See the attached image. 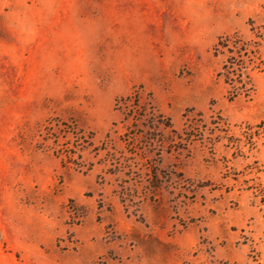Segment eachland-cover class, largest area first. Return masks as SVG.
Masks as SVG:
<instances>
[{
	"label": "rangeland",
	"instance_id": "rangeland-1",
	"mask_svg": "<svg viewBox=\"0 0 264 264\" xmlns=\"http://www.w3.org/2000/svg\"><path fill=\"white\" fill-rule=\"evenodd\" d=\"M0 264H264V0H0Z\"/></svg>",
	"mask_w": 264,
	"mask_h": 264
},
{
	"label": "trees",
	"instance_id": "trees-1",
	"mask_svg": "<svg viewBox=\"0 0 264 264\" xmlns=\"http://www.w3.org/2000/svg\"><path fill=\"white\" fill-rule=\"evenodd\" d=\"M260 39L259 37L256 41H246L238 34L233 33L219 37L214 44L213 55L224 58L216 77L228 87L229 101L240 96L249 97L251 94L252 82L249 72L258 67V64H255V59H257Z\"/></svg>",
	"mask_w": 264,
	"mask_h": 264
}]
</instances>
